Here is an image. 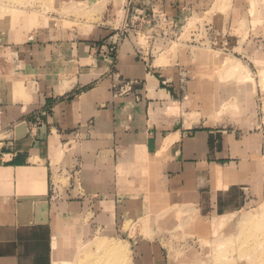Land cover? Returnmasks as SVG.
I'll return each mask as SVG.
<instances>
[{"label":"crops","instance_id":"obj_1","mask_svg":"<svg viewBox=\"0 0 264 264\" xmlns=\"http://www.w3.org/2000/svg\"><path fill=\"white\" fill-rule=\"evenodd\" d=\"M147 1L135 10L172 9ZM37 26L0 37V264H54L63 228L79 236L91 212L107 223L118 211L116 223L130 208L183 206L220 221L264 196L263 128L184 112L180 76L130 38L111 51L118 31L63 39Z\"/></svg>","mask_w":264,"mask_h":264},{"label":"rangeland","instance_id":"obj_2","mask_svg":"<svg viewBox=\"0 0 264 264\" xmlns=\"http://www.w3.org/2000/svg\"><path fill=\"white\" fill-rule=\"evenodd\" d=\"M121 2L0 0V37L5 39L21 21L54 27L63 39L82 37L98 26L119 31L111 34L112 43L130 38L149 58L156 51L153 59L163 72L180 76L184 94L176 105L184 112L264 129V0H172L170 16L135 10L147 6V0H133L125 13ZM23 90L13 88L15 96ZM111 214L107 223H99L92 212L82 218L79 236L64 227L54 264H116L106 244L125 249L120 264H264V196L220 221L197 218L196 211L183 206L130 208L116 223ZM72 236L79 240L74 248L68 241Z\"/></svg>","mask_w":264,"mask_h":264},{"label":"bare ground","instance_id":"obj_3","mask_svg":"<svg viewBox=\"0 0 264 264\" xmlns=\"http://www.w3.org/2000/svg\"><path fill=\"white\" fill-rule=\"evenodd\" d=\"M106 246L107 248L105 250L107 252V256L110 257L111 260L113 259L116 264H120L121 261H123V259L127 256V252H125V249L120 245L106 244ZM106 264H112V262L109 260L106 262Z\"/></svg>","mask_w":264,"mask_h":264},{"label":"built area","instance_id":"obj_4","mask_svg":"<svg viewBox=\"0 0 264 264\" xmlns=\"http://www.w3.org/2000/svg\"><path fill=\"white\" fill-rule=\"evenodd\" d=\"M132 1L133 0H130V2H129V5L130 4H132ZM119 32V31H118ZM118 32H117V34H118ZM116 47H117V45H116V41H114L112 44H111V46H110V50L111 51H114L115 49H116ZM123 88V87H122ZM130 89V88H129Z\"/></svg>","mask_w":264,"mask_h":264}]
</instances>
